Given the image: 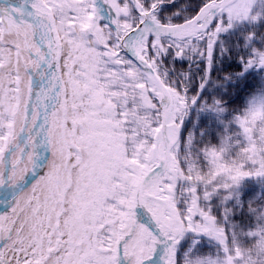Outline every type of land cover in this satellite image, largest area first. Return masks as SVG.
Segmentation results:
<instances>
[{
  "label": "snow or ice",
  "instance_id": "1",
  "mask_svg": "<svg viewBox=\"0 0 264 264\" xmlns=\"http://www.w3.org/2000/svg\"><path fill=\"white\" fill-rule=\"evenodd\" d=\"M0 264H264V0H0Z\"/></svg>",
  "mask_w": 264,
  "mask_h": 264
},
{
  "label": "trees",
  "instance_id": "2",
  "mask_svg": "<svg viewBox=\"0 0 264 264\" xmlns=\"http://www.w3.org/2000/svg\"><path fill=\"white\" fill-rule=\"evenodd\" d=\"M229 63H231V62H229ZM217 67L218 68H223V67H225V65L224 64H219V65H217Z\"/></svg>",
  "mask_w": 264,
  "mask_h": 264
}]
</instances>
